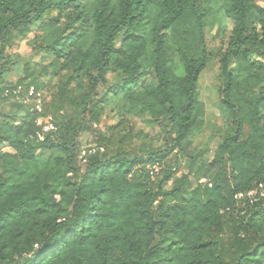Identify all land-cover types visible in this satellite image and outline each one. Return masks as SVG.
<instances>
[{
  "label": "trees",
  "instance_id": "1",
  "mask_svg": "<svg viewBox=\"0 0 264 264\" xmlns=\"http://www.w3.org/2000/svg\"><path fill=\"white\" fill-rule=\"evenodd\" d=\"M260 1L0 0V264H264ZM225 19L233 27L212 50L206 31L222 38ZM23 39L44 57L12 83L23 61L7 51ZM211 58L222 131L196 161L197 84ZM108 110L119 125L158 126L163 145L101 130ZM86 132L93 148L79 158ZM172 154L189 158L186 174Z\"/></svg>",
  "mask_w": 264,
  "mask_h": 264
},
{
  "label": "rangeland",
  "instance_id": "2",
  "mask_svg": "<svg viewBox=\"0 0 264 264\" xmlns=\"http://www.w3.org/2000/svg\"><path fill=\"white\" fill-rule=\"evenodd\" d=\"M260 4L264 7V0L260 1ZM223 25L226 27L222 38H219L221 35H217L218 32H222V29H217V27L206 31L207 43L210 49H216L217 46L221 43V39H226L228 33L233 27L232 21L225 19ZM29 39V38H28ZM26 40H19L13 48L8 50V55L14 57L19 56L23 61L18 63L13 67V71L10 74V81L12 83L16 82L19 77L23 75V68L25 62H30L31 64L39 63L44 55H36L32 52ZM181 73L180 71L178 72ZM219 66L216 59L211 58V61L208 63L205 70L201 73L197 88L199 92V100L205 108V123L202 132L196 134L191 143L190 152L196 157V161L203 159H211L212 153L218 143V135L222 131V121L219 116V110L217 108L219 100V80H218ZM112 82L115 81L114 76H110ZM42 99L43 95L40 92ZM41 125H46V120H39ZM120 117L118 114L111 111H107L105 116L102 119V122L99 126L101 130H104L108 126H118V129L123 132L131 130L133 133H138V136L135 137L134 144L135 146L141 145L142 143H148L150 145L162 146L164 143L163 134L161 129L158 126L151 127L147 125L144 119L127 117L125 121L119 125ZM93 135L89 132L83 133L80 136L79 144L81 153L79 158L84 156V153L89 149L93 148ZM4 151H9L8 148H4ZM174 155L178 159L177 167V176L187 173V165L189 158L182 156L181 154H172L171 159L174 158ZM204 182V181H201ZM195 181H191V188L196 186ZM254 195V194H253Z\"/></svg>",
  "mask_w": 264,
  "mask_h": 264
},
{
  "label": "built area",
  "instance_id": "3",
  "mask_svg": "<svg viewBox=\"0 0 264 264\" xmlns=\"http://www.w3.org/2000/svg\"><path fill=\"white\" fill-rule=\"evenodd\" d=\"M20 90H21L20 88H17L15 91H13V95L18 96L20 93ZM26 102L31 103L32 111L39 112L41 109V104H42V96L40 92L36 93L32 88H30L27 93ZM42 119L46 120V125L44 126L40 124L39 120L41 119L38 120V125L42 128V132L45 133L49 130H52V125L50 124L49 119L48 118H42ZM38 137L40 140H42L41 135H39ZM150 170H151V175L154 173L156 174L159 171V167L153 166L152 168H150ZM252 195L253 193L250 194V196ZM261 196L264 197V190L261 191Z\"/></svg>",
  "mask_w": 264,
  "mask_h": 264
}]
</instances>
